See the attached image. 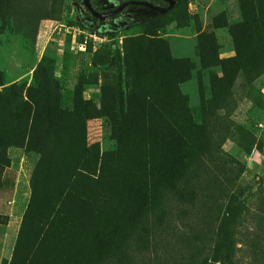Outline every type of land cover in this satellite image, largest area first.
I'll return each mask as SVG.
<instances>
[{"label":"rangeland","instance_id":"obj_1","mask_svg":"<svg viewBox=\"0 0 264 264\" xmlns=\"http://www.w3.org/2000/svg\"><path fill=\"white\" fill-rule=\"evenodd\" d=\"M180 154L123 256L98 253L144 162ZM224 232L228 264H264V0L97 23L83 0H0V264H220Z\"/></svg>","mask_w":264,"mask_h":264},{"label":"trees","instance_id":"obj_2","mask_svg":"<svg viewBox=\"0 0 264 264\" xmlns=\"http://www.w3.org/2000/svg\"><path fill=\"white\" fill-rule=\"evenodd\" d=\"M129 0H119L118 3H122ZM151 2L154 5H163L164 3L159 0H146ZM176 3V0H174ZM90 4L92 8L96 11H102V7L96 2V0H90ZM114 7V6H113ZM113 7H109L106 11L112 10ZM129 9L134 10H144L149 11L150 9L142 6H129ZM126 8V9H127ZM124 9L121 13L125 12ZM86 10V9H85ZM151 11V10H150ZM120 13V14H121ZM86 14L88 18L93 22L97 23L99 20L92 17L89 12L86 10ZM120 14L112 16L109 19H113L118 17ZM83 27V26H81ZM84 28V27H83ZM178 144L183 145L181 141V137L178 136ZM180 145V146H181ZM164 159H168V155L164 157ZM177 163L182 164L178 169L172 168L170 166L162 169L161 166L157 164H152L149 161L144 162L143 172L144 175H140L139 182L137 184H129L126 187V191L128 193V198L130 200V204L126 208L125 215L119 221H116L108 233V238H103L99 233L94 232L91 234V243L95 244L98 248V253L106 254V257H110L109 255H116L121 258L124 253V247L118 243H115V240L118 238L125 237L126 234L133 233L136 229H138L141 224V220L143 219L145 213L149 209H153L158 206V190L160 192H168L173 191L174 187L172 185L175 178L182 174L184 170V154H180L179 157H176ZM179 164V165H180ZM147 168V171L145 170ZM159 187V188H158ZM180 195V194H179ZM189 197V194H183V196H179V198ZM197 198V194H194V199ZM237 209L235 207H228V212L225 217L222 219V227H227L230 225V216ZM231 212V213H230ZM218 244L221 247H217ZM213 250H211V260L219 261L220 264H228L231 256L230 251V238L229 235L224 232L223 236L220 238L218 243ZM105 249V251H103ZM99 255V254H98ZM219 258V259H218Z\"/></svg>","mask_w":264,"mask_h":264},{"label":"water","instance_id":"obj_3","mask_svg":"<svg viewBox=\"0 0 264 264\" xmlns=\"http://www.w3.org/2000/svg\"><path fill=\"white\" fill-rule=\"evenodd\" d=\"M159 1L166 3V6L154 5L151 2L146 1V0H129V1L122 2L121 4H119L117 7H115L114 9L110 11L99 12L92 8L90 4V0H83V5L92 17H94L95 19L99 21H102V20H105L107 18H110L112 16H115L121 13L125 8L129 6H142V7H146L150 9L151 11L155 13L165 14L168 11H170L175 5L174 0H159Z\"/></svg>","mask_w":264,"mask_h":264},{"label":"flooded vegetation","instance_id":"obj_4","mask_svg":"<svg viewBox=\"0 0 264 264\" xmlns=\"http://www.w3.org/2000/svg\"><path fill=\"white\" fill-rule=\"evenodd\" d=\"M119 0H116L117 5H115L112 9H114L115 7H117L120 3H118ZM164 3V2H163ZM159 6H166V3H164L163 5H159ZM126 9V8H125ZM110 11V10H109ZM99 12H105V11H99ZM120 14V13H119ZM111 18V17H110Z\"/></svg>","mask_w":264,"mask_h":264}]
</instances>
